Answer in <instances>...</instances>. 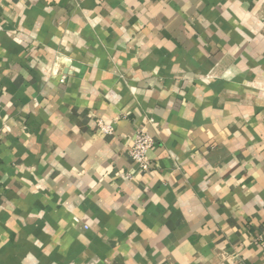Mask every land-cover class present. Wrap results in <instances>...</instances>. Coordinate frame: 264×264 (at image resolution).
Instances as JSON below:
<instances>
[{
    "label": "crops",
    "instance_id": "crops-1",
    "mask_svg": "<svg viewBox=\"0 0 264 264\" xmlns=\"http://www.w3.org/2000/svg\"><path fill=\"white\" fill-rule=\"evenodd\" d=\"M0 264H264V0H0Z\"/></svg>",
    "mask_w": 264,
    "mask_h": 264
},
{
    "label": "built area",
    "instance_id": "built-area-1",
    "mask_svg": "<svg viewBox=\"0 0 264 264\" xmlns=\"http://www.w3.org/2000/svg\"><path fill=\"white\" fill-rule=\"evenodd\" d=\"M100 127L105 132L111 131L110 127L99 122ZM155 145V139L149 135L143 128L139 129L136 133L130 155L133 161L138 165L142 171H148L151 168L148 153Z\"/></svg>",
    "mask_w": 264,
    "mask_h": 264
}]
</instances>
